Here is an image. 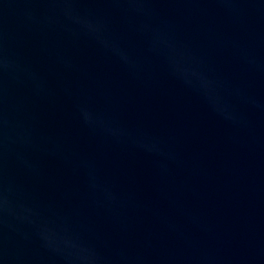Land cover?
I'll return each instance as SVG.
<instances>
[{"label": "water", "instance_id": "obj_1", "mask_svg": "<svg viewBox=\"0 0 264 264\" xmlns=\"http://www.w3.org/2000/svg\"><path fill=\"white\" fill-rule=\"evenodd\" d=\"M0 264H264V0H0Z\"/></svg>", "mask_w": 264, "mask_h": 264}]
</instances>
